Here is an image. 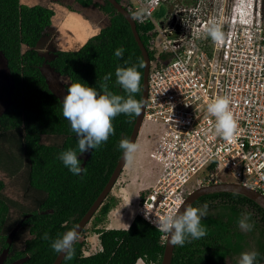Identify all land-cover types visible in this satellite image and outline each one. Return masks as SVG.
Wrapping results in <instances>:
<instances>
[{"label":"trees","instance_id":"1","mask_svg":"<svg viewBox=\"0 0 264 264\" xmlns=\"http://www.w3.org/2000/svg\"><path fill=\"white\" fill-rule=\"evenodd\" d=\"M117 1L127 7L123 0ZM75 3L73 11L95 19L98 32L79 49L56 50L47 61L36 47L52 23L53 8L0 0V53L12 80L9 101L0 109V173L8 178H0V239L9 247L6 262L52 264L57 255L51 248L52 241L72 230L95 200L123 152L120 141L129 139L136 120L135 115L116 116L112 120L115 133L106 142L84 154L78 151V137L62 114L63 98L46 81L43 63L60 74V88L65 94L72 83L103 94L100 85L104 76L111 74L109 91L125 98L128 94L116 84L115 71L118 67H135L141 80L140 91L133 97L140 101L144 66L139 65H144V59L128 21L111 3ZM91 10L98 12L97 19L87 15ZM135 22L150 60H154L149 45L152 24ZM119 48L124 49L121 58L115 56ZM69 149L76 151L84 169L79 175L72 174L59 159ZM120 202L113 191L107 195L74 243L73 258H64L61 264H135L138 259L145 264H160L164 250L160 231L142 217L135 215L126 229L104 227L108 214ZM205 204L207 215L201 218V226L206 235L174 246L171 264H219L225 257L248 249L259 254L254 264H264V209L232 191L204 194L191 206L203 208ZM244 217L254 225L250 232L239 228V220ZM8 231L13 235L10 244L5 241ZM89 231L99 241L98 250L91 253L86 252L84 238ZM45 233L50 239H42Z\"/></svg>","mask_w":264,"mask_h":264},{"label":"built area","instance_id":"2","mask_svg":"<svg viewBox=\"0 0 264 264\" xmlns=\"http://www.w3.org/2000/svg\"><path fill=\"white\" fill-rule=\"evenodd\" d=\"M123 1L135 21L153 26L135 143L154 181L139 189L135 215L155 227L152 221L175 214L193 189L227 175L264 196V0ZM210 22L220 26L223 43L204 32ZM218 96L229 97L238 124L231 143L207 113ZM166 237L160 232L162 243Z\"/></svg>","mask_w":264,"mask_h":264},{"label":"clouds","instance_id":"3","mask_svg":"<svg viewBox=\"0 0 264 264\" xmlns=\"http://www.w3.org/2000/svg\"><path fill=\"white\" fill-rule=\"evenodd\" d=\"M204 32L213 43L221 44L224 41V33L215 22H210ZM124 49L115 51V56L121 58ZM141 62L139 67H143ZM116 84H118L127 98L113 94L108 89L107 81L111 80V74L104 76V83L100 85L103 94H99L92 87H85L80 83H72L67 89V94L62 99L63 117L70 122L71 130L78 137V151L81 154L97 149L106 142L110 135L115 133L112 120L120 115L139 116L143 108V102L135 99L133 94L140 91L141 75L135 67L120 68L115 71ZM231 101L228 96H218L207 104V113L215 118V133L226 142H234L237 121L230 110ZM119 148L123 151V159L127 166H131L139 145L128 139H122ZM72 174L79 175L84 169L80 166L76 151L69 149L59 155ZM207 215V205L203 208L187 206L183 212L168 214L156 218L152 223L168 237L173 246H183L185 242H191L203 238L206 229L201 226V218ZM147 218V214H146ZM254 225L248 223L247 217L239 220V228L244 232L252 231ZM42 239H50L45 233ZM79 239L76 230H69L51 243V248L58 254L63 253L64 258L71 260L75 254L74 243ZM259 254L255 251L241 254L238 264H254Z\"/></svg>","mask_w":264,"mask_h":264},{"label":"rangeland","instance_id":"4","mask_svg":"<svg viewBox=\"0 0 264 264\" xmlns=\"http://www.w3.org/2000/svg\"><path fill=\"white\" fill-rule=\"evenodd\" d=\"M21 2L25 5H29L25 0H21ZM165 10L166 7L162 5L155 16L159 17L165 12ZM54 12L55 14L52 20V24L45 30L46 35L41 37L36 47L37 51L42 55L56 50H77L83 45L87 38L98 32V24L94 23L88 18H83L84 16L82 15V13L71 11L70 17L72 19L74 18L75 20L77 19L76 21H78L81 26L76 30L65 28L63 32L54 31L53 33L58 19L62 16V14H60V16L57 15V10ZM81 19H84V21L81 22ZM60 20L61 18L59 19V21ZM62 25L64 27V24ZM66 25H70L69 22L66 21ZM43 71L46 72V68H44ZM48 82L50 84V87L55 92L57 91V89H59L60 86L56 81H52L48 78ZM1 92L3 94L2 88ZM63 93V90L57 92L60 97H64ZM6 103L7 102H5L3 105L0 103V109ZM152 172V163L150 162V159H148V157H146V155L140 150L139 146L138 151L135 153V158L132 165L127 166L125 164V167L123 168V171L119 176V180L113 187V193L121 199V202L118 203L116 209L112 210L108 214L107 220L104 223L105 228H128L130 222L135 216L134 213L136 214L138 210V191L143 185L146 186L153 183L154 175H152ZM223 176L224 174L221 175V177ZM0 178L5 179V181H7L8 179L1 173ZM224 180L231 181L228 175L227 177H224ZM122 198L124 201L122 200ZM125 206H127L128 209H125L126 211H123L122 208ZM84 238L88 243V250L86 251L87 253L95 252L98 250L99 241L95 233L89 231L85 234ZM245 252H252V249L245 250ZM240 257L241 254L227 256L219 264H238V260Z\"/></svg>","mask_w":264,"mask_h":264},{"label":"water","instance_id":"5","mask_svg":"<svg viewBox=\"0 0 264 264\" xmlns=\"http://www.w3.org/2000/svg\"><path fill=\"white\" fill-rule=\"evenodd\" d=\"M107 1L111 3L113 7L116 9V11L121 13L125 17V19L128 21L130 28L132 30L133 36L135 38V41L144 59L142 95H141V100H140L143 102V108H142L141 114L138 117L136 116L135 123L133 125L132 131L128 139L131 142H135L137 135H138L140 125H141V121L143 118L144 107H145V102H146V97H147V76L149 72L150 57H149L148 50L146 49L145 45L141 41L140 36L137 32L136 22L134 18L132 17L131 13L128 11V9L124 7L117 0H107ZM124 167H125V161L123 159V152H122L107 182L105 183V185L103 186V188L101 189V191L99 192L95 200L92 202L90 207L87 209V211L83 214V216L78 220V222L72 228V230H76L80 234V232L87 226V223L90 221L95 211L99 208V206L102 204L103 200L107 197V195L112 191L114 184L117 181L118 177L120 176ZM223 191H232V192L243 194L249 199L253 200L262 209H264V196L261 195L258 191L250 187L244 186L235 181H218V182L201 185L193 189L187 195L184 201L181 203L177 212H183L187 206H191V204L198 197L204 194H208L212 192H223ZM173 249H174V246L171 245L170 243V237L167 236L164 242V250H163L160 264H171ZM63 259H64V254L57 253L52 264H61Z\"/></svg>","mask_w":264,"mask_h":264},{"label":"flooded vegetation","instance_id":"6","mask_svg":"<svg viewBox=\"0 0 264 264\" xmlns=\"http://www.w3.org/2000/svg\"><path fill=\"white\" fill-rule=\"evenodd\" d=\"M66 7H68L69 10L73 11L72 7H77V4L75 3V1H69L67 2L66 4ZM76 5V6H75ZM90 11V10H88ZM84 12V11H83ZM97 11L95 10H91V12H88L87 15L89 17H92L93 19L96 18L98 15L96 13ZM97 19V18H96ZM100 21H102V19L100 18ZM99 26V25H98ZM45 31L43 33V36H45ZM40 53V52H39ZM54 51L53 52H50V53H46L44 54L45 56V60L49 61L50 59L53 58L54 56ZM46 68V72L43 71L44 68ZM42 71L45 75V78H46V81L48 82V78L51 79L52 81H56L59 86H61V82H62V78L60 77V74H58L57 72H55L49 64H47L46 62L43 63V66H42ZM49 84V82H48ZM50 85V84H49ZM12 87V80H11V77L8 73V71L6 70L5 68V61H4V57L2 56V54L0 53V103L3 105L5 102H8L9 101V97L11 95V89ZM1 88L3 90V94L1 92ZM62 88V87H61ZM61 88L59 87V89H57L56 92L58 91H62ZM64 96L66 95L65 93H63ZM63 98V97H62ZM6 99V101H5ZM1 111V110H0ZM12 233H10V231H8V237L6 238L5 241H7L8 244L11 243L12 241V236L13 235H10ZM6 243V244H7ZM8 253H9V247H6L4 242H2V240L0 239V264H14L13 262L14 261H9V262H6V259L8 257ZM20 261V260H18ZM6 262V263H5Z\"/></svg>","mask_w":264,"mask_h":264},{"label":"crops","instance_id":"7","mask_svg":"<svg viewBox=\"0 0 264 264\" xmlns=\"http://www.w3.org/2000/svg\"><path fill=\"white\" fill-rule=\"evenodd\" d=\"M25 1L29 5L40 4V5H43V6L52 7L54 11L57 10V15L58 16H60V14H62V16L60 17L61 20L59 21L60 18L58 19L56 27L53 30V33H54V31H56V32L57 31H62L63 32V30L65 28L66 29L69 28L71 30H76V29H78L81 26L80 23L78 21H76L77 19L75 20L74 18L72 19L70 17L71 10H69L68 7H66V5H65L67 2H69L71 0H25ZM72 1H75V0H72ZM54 14H55V12H54ZM53 17H54V15H53ZM53 17H52V20H53ZM83 18H85V17H83ZM100 18L103 19V16H100ZM66 21L69 22L70 25H66ZM82 21H84V19H81V22ZM93 22L98 24V22L95 19H94ZM62 24H64V27H63ZM126 207L127 206L123 207L122 210L126 211L128 209V207L127 208ZM134 215H135V213H134ZM135 264H145V263L141 259H138Z\"/></svg>","mask_w":264,"mask_h":264}]
</instances>
